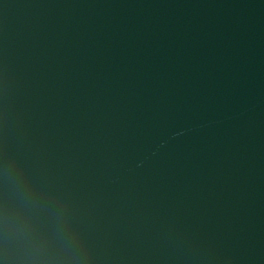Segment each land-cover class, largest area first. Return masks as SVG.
Wrapping results in <instances>:
<instances>
[{
    "label": "water",
    "instance_id": "water-1",
    "mask_svg": "<svg viewBox=\"0 0 264 264\" xmlns=\"http://www.w3.org/2000/svg\"><path fill=\"white\" fill-rule=\"evenodd\" d=\"M0 103L113 264H264V0H0Z\"/></svg>",
    "mask_w": 264,
    "mask_h": 264
},
{
    "label": "clouds",
    "instance_id": "clouds-1",
    "mask_svg": "<svg viewBox=\"0 0 264 264\" xmlns=\"http://www.w3.org/2000/svg\"><path fill=\"white\" fill-rule=\"evenodd\" d=\"M0 264H113L85 209L0 103Z\"/></svg>",
    "mask_w": 264,
    "mask_h": 264
}]
</instances>
